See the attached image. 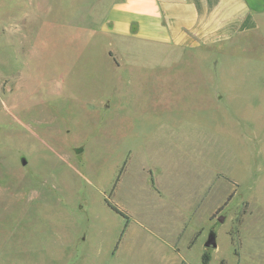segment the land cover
Returning <instances> with one entry per match:
<instances>
[{"label":"rangeland","instance_id":"374dc122","mask_svg":"<svg viewBox=\"0 0 264 264\" xmlns=\"http://www.w3.org/2000/svg\"><path fill=\"white\" fill-rule=\"evenodd\" d=\"M120 2L0 0V264H264V20L191 50Z\"/></svg>","mask_w":264,"mask_h":264},{"label":"crops","instance_id":"0c3cea01","mask_svg":"<svg viewBox=\"0 0 264 264\" xmlns=\"http://www.w3.org/2000/svg\"><path fill=\"white\" fill-rule=\"evenodd\" d=\"M260 20L264 0H122L111 9L108 27L118 36L193 50L243 38Z\"/></svg>","mask_w":264,"mask_h":264},{"label":"trees","instance_id":"16d2710c","mask_svg":"<svg viewBox=\"0 0 264 264\" xmlns=\"http://www.w3.org/2000/svg\"><path fill=\"white\" fill-rule=\"evenodd\" d=\"M122 169H123V167H122ZM122 169H121V170H122ZM232 196H233V192H231V193L228 195V197H227L226 200L224 201L223 205L220 206V207L218 208V210H221V209L223 208V206H225V205L227 204V202L232 198ZM108 207H109L110 209H112L115 213H117V214H119V215H121V216H123L124 218L127 219V216H126L121 210H119L115 205H110V204H108ZM208 259H209V256H208L207 254H204L203 257H202V262H203V264H206L207 261H208Z\"/></svg>","mask_w":264,"mask_h":264},{"label":"water","instance_id":"95a60500","mask_svg":"<svg viewBox=\"0 0 264 264\" xmlns=\"http://www.w3.org/2000/svg\"><path fill=\"white\" fill-rule=\"evenodd\" d=\"M75 152L80 153L81 149H75ZM25 163H26L25 160H22V164H25ZM219 220L221 221L222 219L220 218ZM216 245H217L216 244V233L213 230H211L208 233L207 240L204 243V246L206 248H215Z\"/></svg>","mask_w":264,"mask_h":264}]
</instances>
